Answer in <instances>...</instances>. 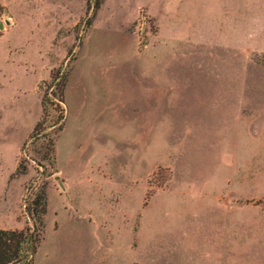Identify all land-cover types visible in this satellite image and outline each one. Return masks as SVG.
Returning <instances> with one entry per match:
<instances>
[{"label":"rangeland","instance_id":"1","mask_svg":"<svg viewBox=\"0 0 264 264\" xmlns=\"http://www.w3.org/2000/svg\"><path fill=\"white\" fill-rule=\"evenodd\" d=\"M89 1L0 0V228L32 264H264V0Z\"/></svg>","mask_w":264,"mask_h":264},{"label":"trees","instance_id":"2","mask_svg":"<svg viewBox=\"0 0 264 264\" xmlns=\"http://www.w3.org/2000/svg\"><path fill=\"white\" fill-rule=\"evenodd\" d=\"M95 0H90L92 3ZM103 0H96L94 10L98 9ZM65 83V82H64ZM64 83L61 84V91L59 95L62 96ZM49 94L44 96L43 102H49ZM64 119L63 109L60 110L56 124H60ZM41 124L39 123L35 128L36 132L41 131ZM30 210V208H29ZM47 212V206L44 203L41 214ZM42 240V233L40 226L27 228L25 230L14 229H0V264H32L35 255Z\"/></svg>","mask_w":264,"mask_h":264},{"label":"crops","instance_id":"3","mask_svg":"<svg viewBox=\"0 0 264 264\" xmlns=\"http://www.w3.org/2000/svg\"><path fill=\"white\" fill-rule=\"evenodd\" d=\"M0 229H6V228H0ZM203 259H211V257H204ZM168 262V261H167ZM170 262H173V263H177V264H187V263H198V264H204V263H213V262H220V261H212V260H205V261H194V260H191V261H187L185 257H178L177 260H174V261H170ZM223 262V261H222Z\"/></svg>","mask_w":264,"mask_h":264},{"label":"water","instance_id":"4","mask_svg":"<svg viewBox=\"0 0 264 264\" xmlns=\"http://www.w3.org/2000/svg\"><path fill=\"white\" fill-rule=\"evenodd\" d=\"M0 28H3V25H0Z\"/></svg>","mask_w":264,"mask_h":264}]
</instances>
